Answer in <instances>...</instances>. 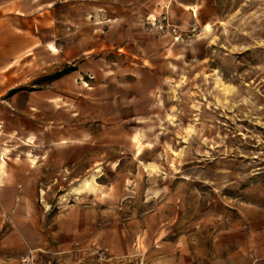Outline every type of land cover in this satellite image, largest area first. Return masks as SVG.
Returning <instances> with one entry per match:
<instances>
[{
	"label": "rangeland",
	"instance_id": "obj_1",
	"mask_svg": "<svg viewBox=\"0 0 264 264\" xmlns=\"http://www.w3.org/2000/svg\"><path fill=\"white\" fill-rule=\"evenodd\" d=\"M162 8L146 23L165 55L119 50L114 81L94 65L54 85L64 69L13 76L76 99L29 118L26 142L0 130V185L27 170L40 220L27 239L0 204V264H264V0Z\"/></svg>",
	"mask_w": 264,
	"mask_h": 264
},
{
	"label": "crops",
	"instance_id": "obj_2",
	"mask_svg": "<svg viewBox=\"0 0 264 264\" xmlns=\"http://www.w3.org/2000/svg\"><path fill=\"white\" fill-rule=\"evenodd\" d=\"M162 7L163 0H0L1 129L26 142L29 140L28 127L32 125L29 118L35 116L36 120H41L49 102L55 113L62 107L59 102L72 103L76 99L72 91L64 94L51 91L52 98L46 100L45 92L18 91L12 98L2 100L18 87L13 83V76H18L24 65L39 69L41 75L49 68H76L52 85L85 76L92 72L87 68L94 65L98 69L93 76L102 82L118 78L119 50H126V55L133 60L142 59L143 62L165 55L164 39L152 34L146 23L149 17L163 15ZM134 63L139 62L134 60ZM16 66L20 68L15 70ZM14 160L22 161V157ZM7 175H23V179L0 185V204L28 239L29 234L37 235L40 225L38 188L27 170L9 169Z\"/></svg>",
	"mask_w": 264,
	"mask_h": 264
},
{
	"label": "trees",
	"instance_id": "obj_3",
	"mask_svg": "<svg viewBox=\"0 0 264 264\" xmlns=\"http://www.w3.org/2000/svg\"><path fill=\"white\" fill-rule=\"evenodd\" d=\"M75 69L73 67H69L67 69H64L62 70L61 72H58L56 74H53L51 77H46L44 78L43 80L46 82V83H52L53 81H56L58 79H61L62 77L66 76V75H69L70 72H73ZM19 91L18 90H12L11 92H9V94L7 95V97H11L13 96L14 94H16L17 92Z\"/></svg>",
	"mask_w": 264,
	"mask_h": 264
},
{
	"label": "built area",
	"instance_id": "obj_4",
	"mask_svg": "<svg viewBox=\"0 0 264 264\" xmlns=\"http://www.w3.org/2000/svg\"><path fill=\"white\" fill-rule=\"evenodd\" d=\"M197 31V29L196 28H194L193 30H192V32H196ZM0 130H1V126H0Z\"/></svg>",
	"mask_w": 264,
	"mask_h": 264
}]
</instances>
